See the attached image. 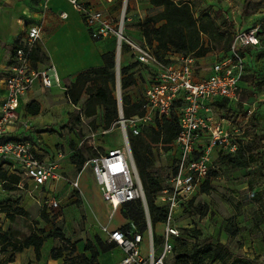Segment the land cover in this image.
Returning a JSON list of instances; mask_svg holds the SVG:
<instances>
[{
  "label": "built area",
  "instance_id": "2783aa9c",
  "mask_svg": "<svg viewBox=\"0 0 264 264\" xmlns=\"http://www.w3.org/2000/svg\"><path fill=\"white\" fill-rule=\"evenodd\" d=\"M67 1L81 15L94 40L112 36L116 39L120 82V57L123 50L132 54L133 62L140 64L139 70L144 67L151 69L150 85L142 98V113L126 117L120 112L117 120L126 141L125 146L104 150L95 148L87 165L92 168L103 198L113 213L127 203L137 200L143 203L149 227L148 258L141 254L144 236L138 232L135 224H131V228L126 231L121 228L103 229L108 241L115 242L124 251L121 264H165L174 251V239L182 237L176 214L188 209L190 199L201 190L212 170L215 150L234 154L239 148L233 140L235 129L224 127L227 120L215 118L212 103L220 99L237 100L246 67L243 50L261 46L260 28L238 30L229 52L217 54L213 73L207 78L198 79L196 71L199 58L193 54L170 52L171 56L161 59L144 38L139 41L128 34L129 24L133 22V17L128 13L129 0ZM95 1L110 8H99L94 4ZM49 2L44 0V11L49 9ZM60 17L66 19L68 14L62 12ZM42 30L39 24L28 28L27 36L16 49L14 61L5 78L6 95L0 112V160L7 162L12 172L27 179L35 189L46 191L49 183L62 178L59 162L64 153L59 152L56 160L48 161L40 157L38 142L7 136L8 130L20 120L22 99L35 83L41 81L45 87L59 84L54 67L41 70L33 66L32 53L41 40ZM117 95L118 104L119 99L122 104L121 85ZM178 100L183 101L181 131L173 142L178 156L170 185L159 194L161 204L168 209V217L162 239L155 245L146 194L129 139L130 136L140 135L145 127L156 125L158 119L171 117L177 109ZM41 206L56 211L61 204L51 198L43 200Z\"/></svg>",
  "mask_w": 264,
  "mask_h": 264
},
{
  "label": "rangeland",
  "instance_id": "374dc122",
  "mask_svg": "<svg viewBox=\"0 0 264 264\" xmlns=\"http://www.w3.org/2000/svg\"><path fill=\"white\" fill-rule=\"evenodd\" d=\"M174 1L190 3L196 11L197 18H201L208 12L209 15L216 18L217 25L223 30L229 26L227 22H232L235 27L244 29L259 21V18H262L259 16L264 17V0ZM128 6V13L133 17V22H145L151 17L158 16L163 10L161 7L152 5L150 0H129ZM137 8H139V11H136ZM135 12H138L137 15ZM162 22L160 21L156 25L159 26ZM132 29H135V27L132 26ZM136 31H139V29L137 28ZM151 34L152 32H149L147 37ZM202 42L212 49L209 53L211 57L217 52H222V42L214 36L204 34L202 35ZM153 46L155 47L156 43ZM113 51L117 58L116 49H113ZM123 53H125V50H123ZM169 53L167 56L170 55ZM171 53L173 54V52ZM125 58L126 55L122 57V60L125 61ZM125 66L127 65L122 61L120 74L121 68ZM137 77V83L134 86L127 90L121 88L122 97L130 96L131 104L142 99L147 87L150 85V75L145 68L138 71ZM117 94L118 87L116 84L115 96L118 100ZM87 98L88 95L83 94L80 100L83 106H85ZM235 107L236 110H241L240 105ZM81 112L82 110H67L65 113H68V116L63 121H59L58 126L56 125L60 135L47 133L45 140L49 143L58 141L60 136L63 137L65 143L60 148L66 150L69 160L75 155L80 146L85 147L84 155L86 158L95 147L103 150L105 147L122 148L125 146L126 141L117 120L114 121L110 129H106L105 112L102 106L97 108V113L93 118L80 116ZM122 112L128 117L124 113L123 103ZM79 116L81 118L77 119ZM50 117L53 118L51 113L48 114L47 111L44 118L49 119ZM27 121H24L22 125L26 129L32 123V121ZM242 122L241 119L237 118L234 123L236 135L233 140L238 146L252 144V138L245 135V125ZM44 127L40 126L39 128ZM34 128L31 127L30 131L24 132L29 133L28 137L32 142L37 140L32 137L33 134L40 136L39 132L33 130ZM259 135L263 146L261 149L263 151V161L251 164L246 169H235L226 165L220 160V157L227 153L219 149L215 150L212 172H216L218 176L212 179V189L209 193L202 192L203 186H201V190L196 192L190 199L189 204H191L188 209L180 210L176 214L177 226L181 235L185 237L182 239L183 241L177 243L176 248L166 259L165 264H178L179 256L189 254L193 249L210 242L214 244L221 242L229 250L222 247L220 259L216 261L208 260L205 264H231L237 255L253 259L254 264H264V198L258 203L251 197L252 194L264 189V131L260 132ZM144 140V153L150 160L148 172L152 178L159 180L164 187L169 186L178 156L176 146L172 144L169 149H166L165 145L155 143L149 134H146ZM130 142L132 146L133 136H130ZM2 162L0 160V164ZM63 175V180L58 182V184L62 183L61 186H57L53 191L51 189L47 191L35 189L24 178L21 179V187L13 191L5 189L0 183V210H5V212L0 213V233L10 231L12 238L23 240L40 229H45L49 233L59 228L70 240L69 245H63L57 237L49 239L42 248L40 259L36 257L34 248L17 252L15 253L16 261L13 264H80V258L77 256L91 257V253L85 250L86 243L89 240H95V236L99 235L104 241L108 242L104 228L113 229L127 226L128 222L124 219L122 211L119 209L116 213H113L111 206L104 201L100 187L87 162L82 171H78L77 167L72 168L68 164ZM54 197L60 202V209L55 211L42 208L41 203L43 200ZM155 197L156 203L161 204L162 201L159 196ZM18 207L26 210L27 215L17 216L12 221L8 218V214H12ZM162 227L157 225L153 228L154 234H160ZM194 230H198L200 234H195ZM71 245H75L76 251L71 252V249H64L62 256L59 257L60 249ZM142 245L143 254L147 255L148 240ZM11 253V251L7 254L0 252V264H10L6 260ZM110 255V260L107 259V255L102 262H100V255L97 264H115L112 253Z\"/></svg>",
  "mask_w": 264,
  "mask_h": 264
},
{
  "label": "trees",
  "instance_id": "16d2710c",
  "mask_svg": "<svg viewBox=\"0 0 264 264\" xmlns=\"http://www.w3.org/2000/svg\"><path fill=\"white\" fill-rule=\"evenodd\" d=\"M151 4L161 7L163 10L158 16L149 18L145 22H132L129 24L128 34L136 40L141 41L142 38L154 48L156 55L164 59L169 52L181 54H193L197 58H202L211 53L212 49L202 42V35L209 34L222 42V52L227 53L230 50L231 43L236 33L235 24L227 22L224 30L217 25L216 18L205 13L201 18L196 17V11L188 2H176L174 0H150ZM163 21L161 25L156 24ZM132 26L135 29H132ZM139 31H136V29ZM152 32L151 36L147 34ZM156 43L154 47L153 44ZM44 56L40 47H36L32 53L34 63L44 61ZM103 66L84 70L75 76L71 87L69 88L70 100L74 104H78L83 94L88 95L85 102L84 114L88 118H92L97 113V108H104L105 127L110 129L114 121L119 118V105L115 96L116 89V54L114 51L102 55ZM167 61V60H166ZM139 63L133 62L128 66L121 68V88L127 90L137 83V73L139 71ZM143 99L131 104L130 96H123L122 103L124 113L128 116H134L142 113ZM176 111L169 118L157 120L156 125L145 127L138 136H133L132 153L139 170V174L145 189L149 213L151 218L152 230L160 223H165L168 217V209L165 205L156 203V197L164 189V186L157 179L151 177L148 172L150 160L145 156L143 144L146 134H149L155 143L165 145L169 149L181 131L180 115L183 107V101L176 102ZM41 106L38 102H32L28 106V113L38 115ZM258 120L255 113H252L249 119V127L245 129V135L252 138V144L239 146L237 151L227 153L220 157V160L226 165L235 169H246L251 164L263 161L262 141L258 133ZM131 144V142H130ZM85 147L79 148L73 156L74 163L77 165L78 171H82L87 158L84 155ZM7 162L0 164V183L7 190L19 189L22 177L12 172ZM216 172L209 173L205 181L202 192L209 193L212 189L211 181L217 177ZM252 199L259 203L264 198V189L260 192L252 194ZM191 204V203H190ZM189 204V206H190ZM123 217L128 221L127 226L121 227L123 230L131 228V224L137 226L138 232L144 237L148 234V223L146 213L141 200L127 203L120 209ZM5 212L4 209L0 213ZM264 212V211H263ZM27 211L21 207L16 208L12 214H8V218L12 221L17 216H25ZM195 234H200L198 230H194ZM155 245L161 241V236L154 234ZM57 237L63 245H69L70 240L66 238L64 232L56 228L54 231L47 233L45 229L33 232L30 236L23 240H16L11 237L10 231L0 233V252L7 254L12 252L6 260L7 263L16 261L15 253L23 252L26 249L34 248L36 257L41 258L42 248L44 244L51 238ZM183 238L175 239V247ZM115 242L104 241L101 236L96 235L95 240H89L86 243L85 250L91 253V257L78 256L80 264H97L101 253H108L115 249ZM225 247L221 242L214 244L210 242L199 248L193 249L189 254L178 257V264H205L206 261H216L220 259L221 248ZM64 249H71L75 252V245L64 246L60 249L59 257L62 256ZM227 250V251H228ZM231 264H254V260L247 257L237 255Z\"/></svg>",
  "mask_w": 264,
  "mask_h": 264
},
{
  "label": "crops",
  "instance_id": "0c3cea01",
  "mask_svg": "<svg viewBox=\"0 0 264 264\" xmlns=\"http://www.w3.org/2000/svg\"><path fill=\"white\" fill-rule=\"evenodd\" d=\"M94 4L99 8H110L98 1H95ZM137 9L138 10L136 11H139V8ZM62 12H66L68 18H61L60 14ZM259 17V21L255 24H251L247 28L241 29L240 27H236L237 32L238 30H246L258 26L260 28L259 36L262 42L260 47L243 50L246 67L243 80L240 84L237 100L220 99L215 100L212 103V110L215 118L217 117L216 119L220 121H223V119L227 120L224 122V127L228 129H236L234 123L237 118L243 121L242 123H244L245 129L248 128L250 116L252 113H255L259 124L258 133L264 131V17ZM35 24L41 25L43 29L41 40L37 43L36 47L38 46L41 48L45 59L44 61L37 63H34L32 60L33 66L36 69L41 70L54 67L59 78V84H54L52 87H45L41 81H37L32 90H30L22 99L20 120L8 130L7 136L10 138L29 139V133L27 132L26 134L24 132L30 131L29 129H31V127H35L33 130L39 132L40 136L33 134L32 137L37 139L36 142H38L39 145L40 157L48 161H54L59 152L65 154L59 162V172L61 173L62 178L58 181L49 183L46 186V191L49 189L53 191L57 186H61L62 183L60 182L58 184V182L63 180V174L67 165L69 164L72 168L77 167V165L74 163L73 156L69 160L66 150L60 148L63 143H65L63 142V137L60 136L58 141L49 143L45 140V137H47V133L60 135L59 130L56 127L58 126L57 124L59 121H63L65 117L68 116V113H65L67 110H82L79 115L85 116V106L80 102L74 104L70 100L68 93L69 88L71 87L75 76L80 72L90 68L103 66L104 62L102 55L116 49L117 42L113 36L98 41L94 40L81 18V15L67 0H50L49 9L47 11H44V0H0V112L2 102L6 95L5 78L9 73L8 70L10 65L14 61L15 51L20 43L26 38L28 28ZM217 54L218 52L215 55L213 54L212 57L208 54L207 56L198 59L196 78H207L213 73V66L217 61ZM124 55H126L125 61L122 60ZM122 61L127 66L133 61L132 54L128 50H125V53L122 52L120 65L122 64ZM144 68L148 72L151 70L147 67ZM150 80L151 76L149 77V81ZM34 101L38 102L41 106V111L38 115H31L28 113V106ZM233 105H240L241 110H236V107ZM47 111L48 114L50 112L53 117L52 119L51 117L49 118L51 119L50 121L49 119L44 118ZM80 116L77 119H80ZM24 121H32L27 129L22 126ZM40 126L45 127L39 128ZM80 148H82V146H80ZM95 148L89 153L87 161L95 153ZM105 149L109 148L105 147ZM67 162L69 163L67 164ZM93 175L96 179L94 172ZM54 199L56 198L54 197ZM159 225L163 226L161 228L162 232L158 234L159 236H162L165 231V226L163 223L158 224V226ZM184 237L185 236H182V238ZM146 239L148 240V251L147 255H144L142 244L147 241ZM143 243L141 244V254L144 258H148L150 249L148 234L144 237ZM111 253L113 255V262L115 264H121L125 254L122 248L118 246L108 253H101L100 262H102L107 255V259L110 260L111 255L109 256V254Z\"/></svg>",
  "mask_w": 264,
  "mask_h": 264
},
{
  "label": "water",
  "instance_id": "95a60500",
  "mask_svg": "<svg viewBox=\"0 0 264 264\" xmlns=\"http://www.w3.org/2000/svg\"><path fill=\"white\" fill-rule=\"evenodd\" d=\"M117 58H118V56H117ZM117 58H116V63H117ZM116 75H117V78H116V80H117V87L119 88L120 87V78H119V70H118V67H117V64H116ZM119 112H122V104H121V101H120V99H119ZM146 203H147V201H146ZM147 205H148V203H147Z\"/></svg>",
  "mask_w": 264,
  "mask_h": 264
}]
</instances>
